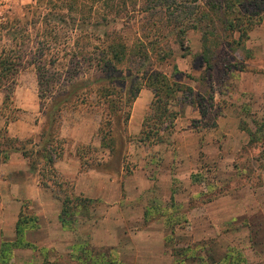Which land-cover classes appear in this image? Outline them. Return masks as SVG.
<instances>
[{
  "label": "trees",
  "instance_id": "trees-1",
  "mask_svg": "<svg viewBox=\"0 0 264 264\" xmlns=\"http://www.w3.org/2000/svg\"><path fill=\"white\" fill-rule=\"evenodd\" d=\"M263 20L264 0H40L33 11L28 9L21 16L0 14V90L8 91L3 115L12 102L9 94L16 77L26 68L37 71L42 97L51 98L39 142L11 136L8 124L19 116L15 113L6 117L5 126L0 130V162H7L12 153H20L30 168L38 171L42 187L64 190L60 220L65 228H73L81 209L93 199L72 193L71 181L64 179L56 167L64 155V138L57 136L55 128L63 110L80 105L103 108L106 114L99 134L102 143L107 144L108 140H115L112 125L115 120H120L126 130L133 105L147 87L154 96L137 140L144 146L163 143L166 132L173 131L181 113L174 107L176 100L194 92L191 86L156 69L157 62L173 55L172 40L187 50L189 30L201 31L202 57L207 71L213 70L218 60L226 63V71H233V67L240 65L229 63V51H224L223 44L229 45L230 51L245 46L250 31ZM33 32L42 34L38 36L42 41H38L37 48L33 44ZM222 39L225 42L221 44ZM54 48L65 51L73 63L61 62L57 56L47 57V52ZM221 55L225 56L222 60ZM61 67L68 77L65 82L60 80ZM238 68L245 70L244 65ZM177 72L179 69L175 66L173 74ZM240 127L248 130L250 143L264 144V125L255 132L243 123ZM107 148L110 154H115L114 146L107 144ZM78 155L84 159L80 151ZM191 179L198 181L196 173H192ZM169 211L155 205L146 210V216L151 213L164 216V223L174 233V226L181 218ZM36 218L28 210L20 212L17 239L2 243L0 264L10 263L15 248L32 245L25 240V232L35 224ZM201 245V250L191 245L173 247L175 264H187L191 258H200L201 264H211L201 253L206 245ZM74 258L80 264H119L106 252L94 253L86 244L81 245ZM219 264L249 262L242 251L229 247Z\"/></svg>",
  "mask_w": 264,
  "mask_h": 264
},
{
  "label": "rangeland",
  "instance_id": "rangeland-1",
  "mask_svg": "<svg viewBox=\"0 0 264 264\" xmlns=\"http://www.w3.org/2000/svg\"><path fill=\"white\" fill-rule=\"evenodd\" d=\"M39 1L0 0V14L9 17L21 16L28 9L33 11L34 5ZM40 33L33 32L35 48L39 46L38 41H42L38 37L42 35ZM237 37L238 33L235 34V38ZM188 39L187 50H183L172 40L170 45L174 49L173 55L156 63V69L194 89L192 94L180 96L174 105L181 112L177 118L181 128L178 133H187L186 130L191 133H187L189 136L181 141L182 148L177 150L175 141L172 140L175 137L174 129L166 132L167 143H161L157 147L144 146L137 140L141 124L136 115L145 116L153 99L146 96H151L153 91L145 87L138 96L137 106L138 103H143L142 100L147 101V105L135 109L131 125L129 121L124 131L120 120H115L112 124L115 140L105 143L115 147V154H110L107 144L102 143L99 134L106 114L103 108L80 105L64 109L55 124L57 136L64 138V155L56 162V167L58 169L62 165L66 156L75 157L80 162L81 173L97 171L98 180L104 181L106 187L113 180L112 176L119 182L133 173L134 169L146 167L149 177L163 184L155 192L146 193V202H151V197H159L161 207L169 208V212L178 213L181 218L174 226V233L170 228L167 229L171 238L166 245L171 251L173 247L187 245L200 249L199 245L204 244L206 246L201 253L206 255L205 258L211 264H219L227 249L235 247L244 253L249 264H264V144L250 143L248 130L240 127L243 123L245 128L255 132L260 130V125H264V20L250 31L245 46L230 51L229 45L223 44L224 51H229V63L244 65L245 70L236 66L233 71H226V63H218V60L215 68L207 71L202 57L201 31L189 30ZM220 41L221 44L225 42L223 39ZM46 56H57L68 65L73 63H70L71 56L61 48L52 49ZM175 66L179 72L173 74ZM62 69L64 68L61 67L60 73H63L60 80L65 82L68 77ZM7 92L0 90V130L5 126L6 117L17 113L19 118L10 121L8 133L23 140L33 138L39 142L40 134L46 126L51 98L42 97L37 71L26 68L16 77L14 88L9 94L12 102L8 109H4L7 112L3 115ZM13 109L16 111L13 112ZM187 123H191V126H187ZM238 130L241 133L239 135L235 133ZM120 134L122 138L119 139ZM191 135H194L193 138ZM193 144L196 145L195 148L192 147ZM78 151L83 153V160L80 159ZM14 154L16 153L11 156ZM17 155L22 157L19 153ZM5 163L0 162V178L7 176L1 172ZM171 165L176 175L172 178V186L164 188V174L168 175ZM192 173H196L197 182L192 181ZM50 189L63 200L64 190ZM67 190H70L69 185H66ZM92 201L86 208L81 209L76 221L83 218L91 204L96 207V220L100 218V209L103 206ZM30 212L33 213V210ZM92 249L96 254L101 252V249ZM26 254L16 256L18 262L9 264H25L23 261L26 262ZM72 255H62L64 264H80ZM37 256L40 261L36 260ZM32 257L35 263L41 264L43 254L39 249L32 252ZM48 257L50 261L61 263L55 258L56 255ZM187 264H201V260L191 258Z\"/></svg>",
  "mask_w": 264,
  "mask_h": 264
},
{
  "label": "crops",
  "instance_id": "crops-1",
  "mask_svg": "<svg viewBox=\"0 0 264 264\" xmlns=\"http://www.w3.org/2000/svg\"><path fill=\"white\" fill-rule=\"evenodd\" d=\"M152 94L146 95L148 99L154 96ZM138 101L137 98L136 105L134 103L132 108L130 125L135 117V109L147 105V101L142 100L143 103H138L137 106ZM136 116L142 127L144 115ZM178 122L176 119L173 134L175 137L172 139L177 150L182 148L181 141L189 136L187 133H190L188 130L187 133L185 131L178 133L181 130ZM187 126H191V123H187ZM235 133L241 134L240 130ZM167 141L168 139L163 143ZM196 143L198 144V141ZM159 144L154 146H160ZM195 144L192 145L193 148L197 145ZM165 156L168 158L167 155ZM11 157L4 164L5 167L1 168V172L6 173L7 176L0 178V253L3 242H14L17 239L16 226L22 210H33L34 216L37 217L35 224L25 232V240L32 245L15 248L11 263L18 262L16 256L27 253L26 262L23 263L37 264L32 252L39 249L43 254L41 264H57L50 261L48 255H56L55 258L61 261L58 264H64L62 255L73 254L74 257L81 245L86 244L91 248L101 249L102 253L106 252L109 258L119 264H175L176 257L166 245L169 235L164 216L158 213L146 216V210L161 204L159 197H151L149 199L152 201L146 202V193L155 192L163 186L162 183L149 177L146 167L134 169L133 173L119 182L112 176L113 180L106 187L104 181L98 180L97 171L81 173L79 160L66 156L58 169L64 179L71 181L72 193L93 198V203L103 206L98 220L95 216V204H91L85 216L78 219L74 227L69 229L65 228L60 220L63 202L59 195L56 196L52 189L40 185L38 171H32L23 156L19 157L16 153ZM168 171V175L164 174L166 178L164 188L172 186V178L176 175L172 165ZM122 173H124L123 169ZM35 258L40 261L38 256Z\"/></svg>",
  "mask_w": 264,
  "mask_h": 264
}]
</instances>
